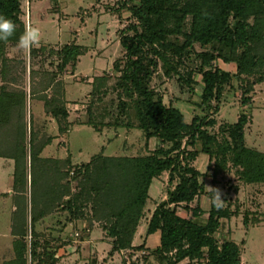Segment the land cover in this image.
<instances>
[{"label":"trees","instance_id":"16d2710c","mask_svg":"<svg viewBox=\"0 0 264 264\" xmlns=\"http://www.w3.org/2000/svg\"><path fill=\"white\" fill-rule=\"evenodd\" d=\"M23 1L0 0V14L16 26L7 42L0 41V157L14 161V258L6 264H28L29 257L32 264H59L58 248L38 230L52 215L63 225L57 228L60 233L73 224L67 234L70 242L80 232L87 240L99 228L111 243V257L124 251L133 257L146 247V242L136 245L134 240L146 216L150 188L165 172L174 186L167 189V197L148 221L147 237L160 232V243L150 254L160 264H184L186 260L189 264H241L240 245L230 238L221 240L218 234L222 220L239 215L240 206L225 198L226 204L217 210L212 203L214 189L207 190L203 179L207 172L193 162L200 154L208 155L215 188L218 175L233 167L243 183H264V150L246 143L247 112L242 111L236 122L211 131L227 85L239 80L242 105L250 107V93L264 81V0H118V11L126 9L131 19L120 31L124 52L114 61L112 75H95L90 83L86 121L71 119L69 82L63 76L75 74L87 46L72 41L52 48L49 54L58 61L51 70L35 65L47 49L44 44L34 45L29 49V91L19 85L26 63L18 61L19 71L7 48L17 46L24 31ZM197 43L202 51L196 50ZM194 54L200 62L191 67L188 62ZM218 60L234 65V70L222 68L216 64ZM159 69L166 77L177 78L191 96L197 94L195 85L201 84L197 105L206 113L187 122L179 107L166 104L152 85ZM16 84L19 86H12ZM111 88L118 93L117 109L104 105L102 113L96 114L94 104L103 101ZM29 102L41 105L45 115L55 120L58 134L45 128L41 137L31 108L28 128ZM108 116L110 121L105 120ZM76 123L88 124L98 132L103 127L141 130L147 145L152 138L159 144L146 154H97L82 163H74L71 155H42L58 135L68 134ZM203 196L209 199L207 210L201 204ZM248 217L246 212V225ZM142 259L145 264L148 258ZM124 262L140 264L135 259ZM89 264L105 262L94 255Z\"/></svg>","mask_w":264,"mask_h":264},{"label":"rangeland","instance_id":"374dc122","mask_svg":"<svg viewBox=\"0 0 264 264\" xmlns=\"http://www.w3.org/2000/svg\"><path fill=\"white\" fill-rule=\"evenodd\" d=\"M57 1L56 4L52 0H24L22 2V7L26 12V21L30 20L40 31V42L35 46L44 44L47 49L45 55H39L36 58L35 65L51 70L55 69L58 60L55 61L57 58L50 56L49 51L52 48H60L67 42L75 41L88 47L87 54L81 56L75 74L67 73L63 76L69 82L67 98L70 101H76L69 105L71 119L86 121L88 119L87 109L91 100L92 85L90 83L95 75L104 73L112 75L114 61L121 57L124 52L120 43V31L131 22L130 13L126 9L118 11V0ZM195 47L198 51L204 49L198 43ZM7 54L16 62V65H19L18 61L20 60L25 61L26 71L23 72L24 76L19 85L29 91V69L30 62H32L29 49H22L18 45H9ZM192 59L188 65L196 67L200 60L195 54L192 55ZM216 64L226 70H234V65L224 63L221 60H218ZM18 70H22V67L18 66ZM196 78L200 80L201 76L196 75ZM39 80L40 78L36 81ZM113 83L114 80H111L110 85ZM2 84L0 79V86ZM19 85L12 86L18 87ZM152 85L163 94L166 104H174L183 111L187 122H191L196 115L206 113L197 105L201 101L199 96L202 90L201 84L195 85L197 94L191 96L187 88L182 87L177 78H168L164 75L163 70L159 69ZM240 85L239 80H233L231 84L226 86L221 109L214 115L216 124L211 128V131L217 132L222 124L236 122L242 111L247 112L250 121L246 126V143L249 147L264 150V81L256 84L250 93L252 98L250 107L242 105L243 90ZM118 102V93L111 88L109 93L103 96V101L97 100L94 104L96 114L102 113L104 105H109L114 111L117 109ZM39 106L36 107L33 102H29L27 109L28 128L30 127L31 113L34 112L36 128L41 130V137L45 128L51 134H58L55 120L45 115ZM111 119L112 117L108 116L105 120L110 121ZM63 135L50 145L52 148L53 146L63 147L65 152H69L74 163L87 162L97 154H146L154 150L159 144L158 139L152 138L147 145L146 136L141 130L103 127L98 132L88 124L76 123L68 134ZM50 145L45 150V155H49L50 152L56 153L55 149L57 148L55 147L52 151ZM196 148L200 150L201 144L198 143ZM209 163L208 155L200 154L193 165L202 172H207V176L203 179L207 190H212L210 186H214L212 181L213 167H209ZM13 171L14 161L0 157V264H6L14 258L13 243L15 239L11 237L10 233L13 215L12 200L8 195L9 189L12 188ZM173 186L174 184L169 183L167 172L163 173L152 184L150 188L151 199L146 207V216L143 218L134 240L136 245L146 242V247L136 251L133 257L130 256V251L116 253L111 257L109 255L111 243L109 239L103 240L104 234L99 235L98 230L91 241L85 240L82 237L83 233L80 232L70 242L67 235L70 229L64 227L62 233L57 231V228L63 225L57 223L56 215L47 217L45 222L38 226V230L44 232L52 246L58 248L61 255L59 264H89L94 255L98 256L99 262H105V264H126L124 260L131 263L133 259L139 260L142 264L143 256L148 258L144 262L145 264H160L156 257L150 254L151 250L160 243V232L147 237L146 229L153 210L158 203L167 197V189ZM215 186L220 189L224 204H226L225 198H227L234 205H239L241 211L239 215L233 216L230 220H222L221 231L218 233L220 239L230 238L240 245L242 249L241 264H264V183H243L233 167L231 170L218 175V182ZM235 186L239 187L238 191H235ZM201 204L207 210L210 205L209 199L203 196ZM192 205H196V201ZM246 212H249L248 225L244 221ZM184 264L189 263L186 260Z\"/></svg>","mask_w":264,"mask_h":264},{"label":"clouds","instance_id":"9594fccd","mask_svg":"<svg viewBox=\"0 0 264 264\" xmlns=\"http://www.w3.org/2000/svg\"><path fill=\"white\" fill-rule=\"evenodd\" d=\"M15 23L7 18L5 15L0 14V41L7 42L10 37L15 33ZM40 42V31L38 27H35L31 21H26L24 26V31L20 35L18 40V46L22 49H31L34 45ZM214 189V195L212 203L214 207L219 210L224 206V199L222 198V193L219 188Z\"/></svg>","mask_w":264,"mask_h":264},{"label":"crops","instance_id":"0c3cea01","mask_svg":"<svg viewBox=\"0 0 264 264\" xmlns=\"http://www.w3.org/2000/svg\"><path fill=\"white\" fill-rule=\"evenodd\" d=\"M67 92H68V87H67ZM67 97H68V93H67ZM68 99V98H67ZM69 100V99H68ZM73 101H75V100H73ZM72 101V102H73ZM72 102H69L68 103V105H70V104H73ZM61 136H64V135H58V137L57 138H55V140H53V142H55L56 140H59V138L61 137ZM53 142L51 143V144H53ZM49 147V145L44 149V151H43V153H42V155L43 156H47V157H57V158H66L68 155H69V152L67 153V152H65V150H64V148L63 147H61V148H58V147H60V146H55L57 149H55L56 150V153H54L53 154V152H50V154L49 155H45L44 154V152H45V150L47 149ZM54 146H53V148L51 147V145H50V148H52L51 150L53 151V149L55 148ZM72 161H73V158H72ZM74 162V161H73ZM14 193H13V189L11 188V189H9V193H8V195H9V197L11 198V200H12V211H13V213H14V210H15V201H14V195H13ZM12 224H13V215H12ZM73 226V224H69L68 226H66V228L67 229H70L71 227ZM99 232H101L102 231V233H99ZM101 229H99V228H96V229H94L92 232H91V235L88 237V239L87 240H89V241H91V239H92V237H93V235L95 234L96 235V233L98 232V234L100 235V234H104V237H103V240L104 239H106V240H108L107 239V237L105 236L106 234H105V232L103 231V230H101ZM10 233H11V237L13 238V239H15V236L12 234V226H11V230H10ZM93 245V244H92ZM13 247H14V243H13Z\"/></svg>","mask_w":264,"mask_h":264},{"label":"built area","instance_id":"2783aa9c","mask_svg":"<svg viewBox=\"0 0 264 264\" xmlns=\"http://www.w3.org/2000/svg\"><path fill=\"white\" fill-rule=\"evenodd\" d=\"M28 264H32V262H31V257H29V262H28Z\"/></svg>","mask_w":264,"mask_h":264}]
</instances>
